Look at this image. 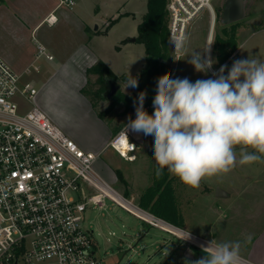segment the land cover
Returning <instances> with one entry per match:
<instances>
[{
  "label": "rangeland",
  "instance_id": "obj_1",
  "mask_svg": "<svg viewBox=\"0 0 264 264\" xmlns=\"http://www.w3.org/2000/svg\"><path fill=\"white\" fill-rule=\"evenodd\" d=\"M73 1L72 7H63L64 14L52 29L54 60L41 58L38 61L40 72L24 76L30 78L29 81L38 91L37 99H41V103L37 100L38 106L47 115L51 112L63 122H75L83 113L79 89L85 84L83 78L85 80L86 73H82V68L93 62V57L82 51L73 53V49L79 48L80 43L84 44L89 39L94 54L119 75H128L129 70L136 77L146 63L145 47L137 40V27L145 17L148 0ZM224 1L213 0L211 7L201 10L185 31L189 38L186 51L189 54L194 50L201 53L202 49L211 44L210 55L217 63L207 75L196 72L187 62L191 57L180 61L172 57L175 54L174 46L169 43L168 72L172 73L173 78L186 77L195 82L197 79L214 78L213 74L222 65L230 68L237 59L250 57L264 62V0H245L243 19L231 24H224L221 19ZM68 12L92 28V33L84 34L75 19L66 15ZM114 19L112 25L107 27L108 22ZM167 25L171 39L168 9ZM60 58L66 60V65L55 70ZM163 69L162 66L161 72ZM36 73L39 74L35 76ZM96 77L91 76L93 80ZM118 82L122 86L120 89L126 93L135 89H124L125 82ZM17 100L26 108L30 106L22 99ZM107 105L108 101L104 100L98 108L104 109ZM124 118L118 117L119 120ZM147 139L145 146L136 152L134 163H129L130 160L127 161L123 156L118 158L123 169L118 171L125 183H110L124 196H127V192L134 193L135 201L140 206L139 199L153 182V159L147 153L151 139ZM236 151L239 160L240 148L237 147ZM102 158L106 160L107 157L104 155ZM125 169L128 174L126 178ZM170 177L182 226H177V230L169 226L173 233L154 226H143L136 214L111 199H107L104 209L88 206L84 212V225L94 233L98 264H161L175 249L169 264H186L197 259V251L206 247L208 241L223 243L243 232L244 237L250 231L264 233V157L249 164L237 162L232 171L206 178L198 188L184 185L171 174ZM217 189L223 194L217 196ZM228 214L231 218H228ZM184 230L195 236L180 240L179 237L187 233ZM212 235H217V238L213 239ZM259 239L263 243L261 248H264V234ZM248 263L242 261L241 264ZM46 264L56 262L51 260Z\"/></svg>",
  "mask_w": 264,
  "mask_h": 264
},
{
  "label": "built area",
  "instance_id": "obj_2",
  "mask_svg": "<svg viewBox=\"0 0 264 264\" xmlns=\"http://www.w3.org/2000/svg\"><path fill=\"white\" fill-rule=\"evenodd\" d=\"M212 1L168 0L171 38L185 35L188 24ZM62 5L72 7L74 1L60 0ZM54 19L50 15L48 21ZM35 44L36 59H53L42 42L35 39ZM39 71L38 63L26 69ZM37 92L0 58V264H98L94 233L84 225V212L88 206L104 209L107 199L153 226L170 232L169 226L177 228L104 181L94 166L98 154L79 146L34 102ZM128 142L137 150L122 129L109 146L132 161L136 150L131 151Z\"/></svg>",
  "mask_w": 264,
  "mask_h": 264
},
{
  "label": "clouds",
  "instance_id": "obj_3",
  "mask_svg": "<svg viewBox=\"0 0 264 264\" xmlns=\"http://www.w3.org/2000/svg\"><path fill=\"white\" fill-rule=\"evenodd\" d=\"M188 40L187 35L170 39L175 53L172 57L176 61L191 57L187 62L196 72L207 75L217 63L210 55L211 44L201 53L194 50L189 54ZM213 75L195 82L173 78L172 73L160 76L152 114L144 108L146 91L133 101L135 119L128 118L124 135L127 138L131 130L154 137L157 176L166 168L184 185L198 188L206 178L229 173L237 162L249 164L264 157V62L250 57L237 59L230 68L222 65ZM138 86V78L128 70L124 89ZM128 143L131 151L136 150ZM190 238V232L179 237ZM240 247L238 241L212 240L202 247V258L186 264H241Z\"/></svg>",
  "mask_w": 264,
  "mask_h": 264
},
{
  "label": "crops",
  "instance_id": "obj_4",
  "mask_svg": "<svg viewBox=\"0 0 264 264\" xmlns=\"http://www.w3.org/2000/svg\"><path fill=\"white\" fill-rule=\"evenodd\" d=\"M59 3L60 0H0V58L4 59L18 74H20L23 81L30 80L29 77H24L29 75V73L26 72V69L31 67L33 64L38 63V61L41 59H36L35 56V39H38L40 42H42L52 55L54 53L53 51L55 50V47L52 29L60 22L61 17L64 14L63 7H70L67 5L59 6ZM50 15L56 16V19H54L53 23L48 21ZM66 15L75 19L84 34L87 33V35H89L92 33V28L83 24V21L80 18H77L73 13L71 14L68 12ZM79 51H82V53H88L93 57V62L86 64L84 68H82V73L85 75L86 68L101 58L94 54L92 47L89 44V39H87L84 44L80 43L79 48L73 49V53H78ZM52 60H54V57ZM65 65L66 60L60 58V62L55 66V70H60L64 68ZM112 72L116 75H119L113 70ZM38 74L39 73H36L35 76ZM83 81L86 82V78L85 80L83 78ZM82 86L83 85H81L80 88ZM37 96L38 95H36L34 102L39 105L37 100L41 103V99H37ZM80 96V102L83 110L80 119L78 118L75 122H70L69 120L63 122L61 119L55 117L53 113L51 114V112L48 114V116H50L66 134L73 138L79 146H81L86 151H92L98 154L94 166L104 181L109 184L119 182L122 184L125 183L124 179V182H122L118 178V170H123L122 166H120V159L118 158L123 157L114 148L109 146V143L115 134L113 133L111 127L98 117L89 100L81 93ZM122 129H124V127ZM128 134L130 139L137 143L138 147L135 151L136 158L132 161L127 160L129 163H134V161L137 159L136 152L145 146L148 136H145L143 133H136L131 130L128 131ZM148 151L149 148L147 149V153H149ZM104 155L107 157L106 160L102 158ZM124 174L126 178L128 175L126 169ZM151 184L147 186L144 192H146ZM124 197L141 207L143 211L149 212L148 208L140 206L138 203H136L134 193L127 192V196ZM228 218H231L230 214H228ZM140 221L143 226H153L149 224L143 217L140 218ZM154 227L162 229V227L159 226ZM190 234L194 235L191 232ZM243 234L244 232L240 233V235L236 237H232L226 242L238 241L240 243L241 261L246 263L249 262L248 264H264V248H261L263 243H261L259 239L264 233L250 231L245 235V237ZM211 237L216 239L217 235L214 237L212 235ZM258 249L261 251H258ZM256 254L259 258H256Z\"/></svg>",
  "mask_w": 264,
  "mask_h": 264
},
{
  "label": "trees",
  "instance_id": "obj_5",
  "mask_svg": "<svg viewBox=\"0 0 264 264\" xmlns=\"http://www.w3.org/2000/svg\"><path fill=\"white\" fill-rule=\"evenodd\" d=\"M167 3L168 0H148L145 17L138 24L137 40L143 43L145 47L146 63L143 70L136 75L139 82L137 88L132 89L129 93L120 89L110 100H107L104 97V93L109 86L107 78L126 82L128 75L114 74L101 59L85 70L86 82L80 88V92L89 100L98 117L111 127L114 134L118 133L128 123L129 117H135L133 101L137 99L141 91L147 92L144 108L149 114H152L154 110L152 101L156 94L157 80L160 76L169 73L170 38L167 25ZM114 21L115 19L108 22L107 27L111 26ZM162 66L164 67L163 72H161ZM92 75L97 76L95 80L91 78ZM104 100L108 101V105L104 109H99V104ZM118 117L125 118L119 120ZM148 138L151 139L148 152L153 159V182L146 190L144 196H141L140 204L148 208L150 213L176 226H181L180 215L173 198L170 173L165 168L157 176L158 165L153 158L154 137L149 135ZM118 178L124 182L120 173ZM175 252L176 249L161 264H169ZM203 254L202 250H198L197 259L202 258Z\"/></svg>",
  "mask_w": 264,
  "mask_h": 264
},
{
  "label": "water",
  "instance_id": "obj_6",
  "mask_svg": "<svg viewBox=\"0 0 264 264\" xmlns=\"http://www.w3.org/2000/svg\"><path fill=\"white\" fill-rule=\"evenodd\" d=\"M245 15V0H225L221 9V19L224 24H231L243 19ZM135 41V38L132 39ZM108 89L104 97L110 100L121 88V84L112 78H107ZM220 189H217L216 195H222ZM183 230V229H181Z\"/></svg>",
  "mask_w": 264,
  "mask_h": 264
},
{
  "label": "bare ground",
  "instance_id": "obj_7",
  "mask_svg": "<svg viewBox=\"0 0 264 264\" xmlns=\"http://www.w3.org/2000/svg\"><path fill=\"white\" fill-rule=\"evenodd\" d=\"M125 149H126V146L124 145L123 146V151H125ZM171 227H173V226H171ZM174 229H176L175 227H173ZM177 230V229H176ZM193 238V237H192ZM193 239H195V238H193ZM242 262V261H241Z\"/></svg>",
  "mask_w": 264,
  "mask_h": 264
}]
</instances>
